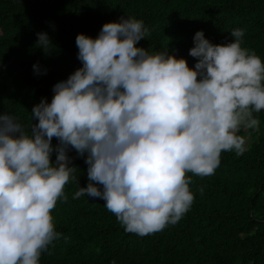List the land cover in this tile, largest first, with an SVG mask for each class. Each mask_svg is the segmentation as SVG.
I'll return each mask as SVG.
<instances>
[{"label": "clouds", "instance_id": "clouds-1", "mask_svg": "<svg viewBox=\"0 0 264 264\" xmlns=\"http://www.w3.org/2000/svg\"><path fill=\"white\" fill-rule=\"evenodd\" d=\"M150 35L134 16L105 23L96 37L78 34L82 67L53 86L51 102L34 105L28 125L0 114V264H41L60 239L52 211L76 180L71 149L85 157L89 181L72 198L103 200L139 236L176 224L190 209L189 174L212 175L222 152L247 150L239 133L259 128L264 59L242 46L244 30L232 29L235 39L219 44L198 30L189 50L194 66L169 47L138 46ZM37 36L47 54L50 36ZM33 68L41 74L39 62Z\"/></svg>", "mask_w": 264, "mask_h": 264}, {"label": "trees", "instance_id": "trees-1", "mask_svg": "<svg viewBox=\"0 0 264 264\" xmlns=\"http://www.w3.org/2000/svg\"><path fill=\"white\" fill-rule=\"evenodd\" d=\"M121 16L143 20L151 30L138 46L169 47L190 66L198 30L219 44L235 39L232 29H243L242 46L264 59V0H0V114L8 111L28 125L33 106L45 97L51 102L53 86L82 67L77 35L96 37ZM38 32L52 40L47 54L37 46ZM37 62L41 74L34 71ZM255 115L258 130L239 133L247 150L222 152L212 175L189 174L190 209L145 236L126 232L103 200L72 198L89 181L85 157L69 150L76 180L65 186L67 202L52 211L61 237L42 253L41 264H264V110Z\"/></svg>", "mask_w": 264, "mask_h": 264}]
</instances>
